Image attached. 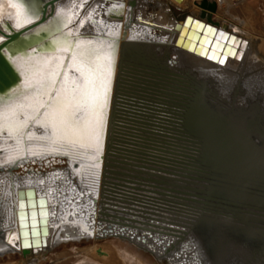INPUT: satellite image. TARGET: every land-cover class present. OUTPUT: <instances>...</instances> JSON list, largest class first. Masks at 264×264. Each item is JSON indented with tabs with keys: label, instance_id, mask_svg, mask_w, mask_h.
I'll return each instance as SVG.
<instances>
[{
	"label": "water",
	"instance_id": "obj_1",
	"mask_svg": "<svg viewBox=\"0 0 264 264\" xmlns=\"http://www.w3.org/2000/svg\"><path fill=\"white\" fill-rule=\"evenodd\" d=\"M111 1L0 0V48L13 50L25 67L37 64L38 58L63 56L69 78L82 82L75 67H69L72 50H57L49 32L35 34L49 21L66 22L62 31L71 32L73 40L102 42L105 51L113 52L99 152L77 144L66 156L44 153L40 141L27 137L21 151L5 129L0 133V180L15 173L9 189L22 188L24 198L25 189L35 187L38 197H47L58 209L50 223L54 231L57 226L63 232L76 229L88 239L96 231L95 239L128 242L165 264H264L263 106L250 96L245 106L234 104L236 93L246 95L240 77L217 86L208 78L212 70L182 61L177 49L187 50L191 17L179 28L176 46L168 50L155 44L164 39L156 26L123 20V3ZM12 3L34 7L39 18L15 27L18 9ZM136 6L129 0L128 13ZM199 7L202 19L205 11L217 10L209 0ZM198 33L196 49H188L194 54L206 31ZM109 43L114 49L107 48ZM245 49L246 43L239 41L236 55H228L225 64L227 59L240 62ZM23 82L20 72L0 55V96ZM223 88L229 99L221 96ZM25 132L42 136L44 129L30 126ZM29 148L40 154L31 155ZM0 194L16 206L7 187ZM29 208L18 212L19 221L29 222ZM21 233L6 231L0 245L17 249L23 245ZM3 252L0 249V255L8 251ZM29 252L22 246L24 256Z\"/></svg>",
	"mask_w": 264,
	"mask_h": 264
},
{
	"label": "snow or ice",
	"instance_id": "obj_2",
	"mask_svg": "<svg viewBox=\"0 0 264 264\" xmlns=\"http://www.w3.org/2000/svg\"><path fill=\"white\" fill-rule=\"evenodd\" d=\"M11 7L18 9L15 24L17 28L23 27L25 22L32 23L33 18H39V12L34 7L24 9L18 3H12ZM196 26L206 33H216V29L198 22ZM63 27H67L64 21L55 23L49 21L46 25H41L35 34L49 32L57 50L65 51V46L72 50L69 67H75L82 82L69 78L67 70H64L63 56L38 58L37 64L25 67L14 58L13 50L0 48V55H3L24 77L22 84L12 88L5 96H0V133L6 129L9 138L15 140L21 151L25 137L28 141H40V151L44 153H59L66 156L77 144L94 147L97 152L100 150L99 135L103 130L102 108L107 105L113 52L105 51L102 42L94 44L92 41L78 38L73 40V34L63 32ZM212 39L207 35L204 37L200 55L206 56L209 60H217L220 64L225 63L228 55H236L232 45L239 42L235 37H229L227 33L221 31L216 37L215 44L212 43ZM221 40L226 42L227 46L221 43ZM3 43L4 37L0 36V44ZM40 46L42 44L37 45ZM107 48L114 49V44L109 43ZM36 50L33 48L32 53ZM60 77L62 78L58 79ZM30 126L43 128L44 134L36 136L32 132H25ZM28 151L33 156L40 154L32 148ZM94 159L98 163V157ZM23 207L24 204L21 202V208ZM33 226L35 227V224ZM25 247L29 245L25 244Z\"/></svg>",
	"mask_w": 264,
	"mask_h": 264
},
{
	"label": "bare ground",
	"instance_id": "obj_3",
	"mask_svg": "<svg viewBox=\"0 0 264 264\" xmlns=\"http://www.w3.org/2000/svg\"><path fill=\"white\" fill-rule=\"evenodd\" d=\"M114 1H117L118 3H123V5L125 7V9L123 11V14H124L123 20H126V18L128 17V19H132V18L135 19V21H132V23L133 24L136 23V25L138 24L140 26H144L145 24H148V25L152 24V25L156 26L155 27L156 33H158L159 35L160 34H162V35L164 34L165 36L167 35L169 37L168 43H165L164 45L159 43L158 45L160 47L164 46V49H168V50H172L173 49L172 46L173 47L176 46V42H177V40L180 36V32H181L180 31L181 29L179 30V28L183 27V25L186 21V18L191 17L192 23L194 21H196V23L193 26H192V23H190V22L188 24V25H190L189 26L190 29L192 27V33L190 34L189 41L186 45L187 50H183L181 47L180 49H177L178 54L180 55V57H182V61H184V62H185V60L188 59L191 63L194 64V66L205 67L207 70H212V71H210L212 73H210L208 75V78L211 80H214L213 82H215V83L219 82V81L223 82V80L225 78L222 76H225L227 78H234L235 76H237L239 78L240 75L243 73V71H245L246 68L244 65L246 63V58L249 54L251 44H253L251 42V40L249 41L246 39L247 35H245L246 37L244 36L243 38H240L236 34H234V37L236 38V40L238 42L239 41H241V42L245 41L246 42V49L243 53V57H242V60L240 62L236 61V60H232V59H227L226 64L224 63L223 66H219V65H216L212 62L207 61L206 59L201 58V55H200V52L202 51L201 45L204 43V38H203V40L200 44V47H199L196 54L189 52L188 49H191V50L196 49L195 47H197V45H198V43H197L198 38L201 35L200 33H198V32H200L201 29L199 30V28H197V26H196L197 22L199 24L203 23L204 26L209 25L212 28L216 29V33H214L212 35L209 33H206L207 36H210L212 38L221 31L227 33L228 36L230 34H232L230 31H228V23L218 24V23H214L212 21V19H210L212 12L205 11L206 12L205 17L202 19L201 18L202 13H198V12L194 13L193 10L192 11L189 10V8L187 7L188 6V0H178V1H176V0H160L158 3V6H160V4L162 5V8L166 10L165 11L166 13H168L169 20H171L168 23H164V22L162 23V22H159L158 18H160V17H159V15L155 16L154 11H152L151 14L148 13L147 11H145V17L144 18L141 17V14L139 12V10L141 9L140 8L141 5L139 3V0H135L137 6H136V8L133 9L134 11H131L130 13H128V11H127L129 0H112L111 2L114 3ZM148 1L146 3H148ZM145 6H146V8L148 7L147 4ZM149 7L147 9H149ZM159 8H161V7H159ZM155 10H156V8H155ZM169 12L171 13L170 15H169ZM139 17H141L140 18L141 21L139 20ZM171 17H172V19L173 18L174 19L172 20ZM142 19L146 21V22H144V24L142 22ZM208 20H210L212 24L209 23ZM176 26H177V29H176ZM232 26L235 27V25H233V24H232ZM235 28H237L238 31L240 30L243 33L242 29H240L238 27H235ZM188 31H189V28L185 31L186 35H187L186 32H188ZM165 39H167V38H165ZM185 39L183 38L181 40V43H183V41ZM122 40H124V38H122ZM192 42H194L193 45H191ZM222 43L226 44V42H224L223 40H222ZM238 45H239V43L232 45V47H234L235 52L237 51ZM243 48H245V46ZM253 67H254V65H253ZM252 72L253 71L248 72V74L249 73L251 74ZM255 73L256 72H253L252 74H255ZM263 76H264V73L263 74L257 73L256 76H254V77L251 76V77H253L252 79L251 78L248 79V77L246 79H244L245 77L243 75H241V77L239 79L240 80L239 83H242L241 86H246V85L254 83V84H256L257 89H259V88L260 89L258 91L256 89V91L254 93H252L251 91H248V90L242 91V94H246V95H245V97H242L243 101L241 102L240 105L245 106L246 99H248V97L250 96L251 98H256L259 102L263 103L261 105L264 108V92H263V90H261V88L264 87V79L262 78ZM218 77H220L222 80H220ZM222 95L221 96L224 98L225 95L223 93H222ZM237 100H239V99H237ZM234 104L238 105L239 103L237 104L234 102ZM34 174L36 177H38V174H36V173H34ZM16 176L17 175L15 173H13V175L11 177H5L3 179V181L0 180V193L4 192V189L7 187L8 191L12 195V199H13V196H15L14 202L16 203V206H17V207L12 206L11 203H13V201L10 202L9 199L4 200L2 198V195L0 194V236L2 234H4L6 231H9L11 229H14V231H17L18 235L20 236V233L22 231L21 236H22V240H23V245L20 243L19 247L17 248L18 249L17 251L19 253L23 254L22 253V246L25 247V244H28L29 248H30V252L28 255L24 256V258L26 260L23 262V264H34L35 259H36L35 255L39 254L40 251L45 252V249L52 245L51 242H52V239L54 237V232H56V231H54V229L51 227L50 223L52 222L53 217L58 214V212H57L58 210L56 208L53 209L49 205V202L46 199L47 197L46 198L38 197L37 189L35 187L33 189L28 188L29 191L27 190V188L26 189L23 188V189H25L24 194L27 195V193H28V195L26 197L24 195V198L20 197V190L22 188H19V189L16 188L15 189L11 186V188L9 189L8 184L10 186V183L13 182L12 179L15 178ZM18 191H19V193H18ZM3 197H5V196L3 195ZM21 202H23V204H24L23 208H21ZM27 205H29V207H30L29 210H27L30 212V215L28 214V216L30 217L29 222H27L28 226H27L26 222H21L18 220V212L23 211L25 209V207H27ZM21 215H22V217L26 216L23 213H21ZM40 219L42 220L41 226L39 223ZM34 224H35V227L33 226ZM66 233H67V230H66ZM68 233H70L72 239H78L79 240L80 238H82V236L88 237L85 234L84 235L80 234V232L76 229L75 230L72 229ZM32 236H34L35 238H32ZM95 237H96V231H94V238ZM19 240H20V238H19ZM14 247L16 248V245ZM38 248H40V249H38ZM0 249L4 250L5 252L15 251L12 247L8 246L7 244L0 245ZM5 252H3V253H5ZM2 255H4V254H2Z\"/></svg>",
	"mask_w": 264,
	"mask_h": 264
},
{
	"label": "rangeland",
	"instance_id": "obj_4",
	"mask_svg": "<svg viewBox=\"0 0 264 264\" xmlns=\"http://www.w3.org/2000/svg\"><path fill=\"white\" fill-rule=\"evenodd\" d=\"M159 1L160 0H149V2L146 4L150 6L149 8H153L154 10L156 8V11L158 13L157 15H159L160 17L158 18L159 22L168 23L171 20H169L168 13L165 12L166 10L162 8V5L160 4V6H158ZM202 1L188 0L187 7L190 11L193 10L194 13H202V10L199 7ZM258 8L259 5L257 3L244 4L238 9L231 12L233 17H225L223 11L219 9H217L216 12L212 13L210 16V19H212L214 23L222 24L228 22L239 25L243 30V33L247 35V37L245 36L246 39L249 41L251 40V42L253 43L251 44L252 48L250 47L251 51L249 50V54L246 58V63L244 66L247 73L253 71L256 72V75L257 73H264V6H261L259 9ZM153 9L149 10L148 13L151 14L152 11H154ZM169 14L171 13L169 12ZM142 22L146 21L142 19ZM159 36L164 39L161 40V42H155V44L161 43L164 45L165 43H168L169 37L167 35L165 36L164 34H160ZM185 62H187L186 64L190 65L191 67L192 65H194L188 59ZM252 73H249L248 76H245L244 79H246L247 77L248 79H252L254 76H256ZM222 77L225 78L223 82L219 81L220 84L216 82L217 84L215 83V85H221L229 79L225 76ZM218 78L222 80L220 77ZM262 78L264 79V76ZM212 81L214 80H211V82ZM241 87L243 91L248 90L252 93H254L257 89L256 84L254 83ZM259 89H257V91ZM261 90H263L264 92V87L261 88ZM222 92L224 95H228L230 97V94H227L224 88ZM220 94L222 95L221 92ZM236 96L237 98H235V103H239L238 105H240L243 99L240 93L236 94ZM229 97L227 99H229ZM260 104L263 103L260 102ZM68 232V229L67 233L63 231L59 233L54 232V237L51 242L52 245L49 247L47 246L48 248L45 249V252L40 251V255H35L37 260L35 259L34 264H165L158 262L153 256L144 251L138 250L135 246L129 244L128 242L116 238L98 240L95 238L88 239L85 236L84 238H80L78 240L72 239L70 233ZM25 260L26 259L24 258V255L19 253L17 250L7 252L4 255H0V264H23Z\"/></svg>",
	"mask_w": 264,
	"mask_h": 264
},
{
	"label": "built area",
	"instance_id": "obj_5",
	"mask_svg": "<svg viewBox=\"0 0 264 264\" xmlns=\"http://www.w3.org/2000/svg\"><path fill=\"white\" fill-rule=\"evenodd\" d=\"M209 1L214 2L217 6V9L223 11L225 17H233L231 12L238 9L244 4L257 3L259 5V8L261 6H264V0H209ZM225 23H228V22H225ZM235 27L240 28L239 25H235ZM235 27L232 26V23H228V31H230L232 34H236L240 38H243L245 34L242 33L240 30L238 31L237 28Z\"/></svg>",
	"mask_w": 264,
	"mask_h": 264
},
{
	"label": "crops",
	"instance_id": "obj_6",
	"mask_svg": "<svg viewBox=\"0 0 264 264\" xmlns=\"http://www.w3.org/2000/svg\"><path fill=\"white\" fill-rule=\"evenodd\" d=\"M147 1H148V0H139L140 5L142 6V7L140 6V8H142V10H141V9L139 10V12H140L142 18H144V16H145V11L148 12V10H152V8L147 9L149 6L146 8L145 5H146V2H147ZM200 1H202V0H200ZM148 2H149V1H148ZM147 5H148V4H147ZM156 5H157V4H156ZM144 6H145V7H144ZM145 9H147V10H145ZM154 11H156V10H154ZM157 14H158V13L155 12V16H157ZM169 15H170V14H169ZM208 26H209V25H207V27H208ZM60 230H61V227H60V226H57V228H56V232L59 233V232H61Z\"/></svg>",
	"mask_w": 264,
	"mask_h": 264
},
{
	"label": "flooded vegetation",
	"instance_id": "obj_7",
	"mask_svg": "<svg viewBox=\"0 0 264 264\" xmlns=\"http://www.w3.org/2000/svg\"><path fill=\"white\" fill-rule=\"evenodd\" d=\"M10 247H12L14 250H17L14 246H11V245H10ZM9 252H12V251H9Z\"/></svg>",
	"mask_w": 264,
	"mask_h": 264
}]
</instances>
